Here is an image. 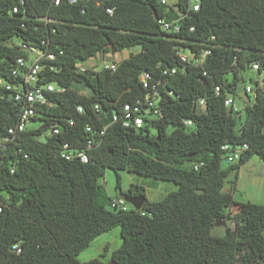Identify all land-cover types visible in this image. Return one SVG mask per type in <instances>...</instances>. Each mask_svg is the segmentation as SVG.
I'll list each match as a JSON object with an SVG mask.
<instances>
[{"label": "trees", "instance_id": "1", "mask_svg": "<svg viewBox=\"0 0 264 264\" xmlns=\"http://www.w3.org/2000/svg\"><path fill=\"white\" fill-rule=\"evenodd\" d=\"M194 5L0 0V79L22 82L13 73L20 58L28 60L26 46L44 55L38 85L64 89L45 93L48 104H36L31 119L36 126L15 134L9 131L22 104L14 92L0 91V264H107L78 257L117 228L121 246L110 257L116 264H264V205L241 203L230 213L241 166L253 156L264 161V0H199L196 11ZM163 23L179 31H164ZM133 48L140 51L115 72L77 68ZM181 51L208 54L193 64ZM253 71L262 83L248 77ZM247 81L258 85L253 100ZM228 97L241 102L239 113L225 106ZM147 99L156 101L157 117L146 115ZM201 99L205 110L198 112ZM139 104L133 115H142L144 126L126 127L125 106ZM225 145L247 149L229 165ZM80 151L87 164L63 157ZM107 170L115 172L118 191L121 171L177 189L158 202L147 199L140 211L119 210L113 203L121 197L110 198L101 184ZM124 193L147 198L139 185ZM222 222L224 235H213Z\"/></svg>", "mask_w": 264, "mask_h": 264}, {"label": "built area", "instance_id": "2", "mask_svg": "<svg viewBox=\"0 0 264 264\" xmlns=\"http://www.w3.org/2000/svg\"><path fill=\"white\" fill-rule=\"evenodd\" d=\"M162 2L165 4L167 0H162ZM198 2L199 0H195V5L193 6V9L196 11L198 10ZM109 14H112V10L108 11ZM163 30L167 31L169 33L171 32H177L179 31L178 26H174L170 23H163ZM23 50L28 54V60H25L24 58H20L18 60V69L14 71L13 75L15 77H19L21 79V83L17 85V87L6 83L4 80L0 79V91L6 90L9 92H14L15 101L22 104L21 111H20V119L19 124L16 129H11L9 132L11 134H15L17 131H25L29 125L31 124V119L35 116L36 111V104L41 105H47L48 99L45 96V93L49 92H63V88H59L54 84H48V85H38V82L42 81V78L40 77L42 75L43 68L40 64L42 58H44V55L42 52L38 51L34 48H29L26 46H22ZM208 52H202L200 55V58H197L196 54H193L191 52L184 53L181 51L179 53L181 59L185 62L193 63V64H201L204 60V58L207 56ZM120 53L117 54H106L101 55L98 54L96 57L90 58L85 63L77 64V68L79 72L84 73L87 71L98 73L100 71H112L115 72L121 61L118 60L117 56H119ZM49 58L52 60L53 56H49ZM258 66H254V70H257ZM174 72V71H173ZM167 74V72H164ZM147 77L144 76L143 80ZM263 79V78H262ZM259 82V81H258ZM260 83V82H259ZM262 83V81H261ZM258 86V85H257ZM255 86H248L246 88V93L252 96V98L255 97ZM217 91H219V88H217ZM146 105L148 108H146V115L153 117H157L160 112L157 107V103L155 100L147 99ZM225 106L231 110H233L235 113H239L241 111V102H237L232 97H228L225 100ZM95 109L97 111L100 110L99 105H95ZM140 110V104L136 105L134 107H131L130 105L125 106V112H126V121L125 126L131 127L133 126L136 129H141L144 126V120L142 115H133L135 113H138ZM196 110L198 112H203L205 110V100L201 99L196 102ZM79 113H83V108H78ZM186 126H192L191 121L185 122ZM90 131V128H88ZM54 133L57 134L58 130H54ZM247 149V146L244 147H238L236 149L232 148L230 145H225L223 147V151L225 152V162L229 165H234L239 162L241 155L243 152ZM63 157H65L67 160H70L72 158H78L81 163L87 164L88 163V155L84 151L72 153V154H64ZM113 207L119 210L127 211L129 209L127 203L121 198L119 200L114 201ZM240 211V208L238 207V211ZM234 213L232 215L237 214Z\"/></svg>", "mask_w": 264, "mask_h": 264}, {"label": "rangeland", "instance_id": "3", "mask_svg": "<svg viewBox=\"0 0 264 264\" xmlns=\"http://www.w3.org/2000/svg\"><path fill=\"white\" fill-rule=\"evenodd\" d=\"M16 42V41H15ZM140 51V48H133L124 51L123 55L120 56V60L123 58H129L132 54H136ZM248 77H252L255 81H262V76H259L255 71L250 72ZM250 86V82L244 85ZM86 94V92H81ZM239 93L241 94L243 101L246 103L249 101L244 94L243 88H240ZM253 100V98H251ZM242 109V107H241ZM30 126H36L30 125ZM223 168H227L226 163H223ZM121 177V191L126 192L132 185L143 186L146 189L147 197L151 202H158L162 200L167 194L176 191V186L173 183L155 180L147 178L137 174L130 173L128 171L119 172ZM234 174H231L225 183V190L230 189V182L234 180ZM101 184L104 186L108 196L112 199L118 198L119 191L117 190V178L116 174L112 170H107L104 179L101 180ZM236 204L230 210L231 214L238 211V207L241 203L251 202L254 204L264 205V161L260 160L258 156H253L252 159L241 166L238 175V182L236 191L234 194ZM128 207L130 205L128 204ZM238 213V212H237ZM229 225L233 227V223L229 221ZM225 233V226L216 227L212 231L213 235L222 236ZM121 246L120 229L117 228L101 237L95 239L90 246L84 250L78 260L80 263H87L94 259L100 258L102 255H106L104 261L107 264L110 262L112 253ZM108 248V249H107Z\"/></svg>", "mask_w": 264, "mask_h": 264}, {"label": "water", "instance_id": "4", "mask_svg": "<svg viewBox=\"0 0 264 264\" xmlns=\"http://www.w3.org/2000/svg\"><path fill=\"white\" fill-rule=\"evenodd\" d=\"M154 18L156 21L158 20L157 14L155 12H154ZM109 48H111V46H109ZM118 196L123 198V200L127 204L131 205L136 211H140L147 201V198L130 197L127 193H124L122 191H119ZM225 225H226L225 222L216 224L217 227H223ZM108 264H116V263L114 261H110Z\"/></svg>", "mask_w": 264, "mask_h": 264}, {"label": "crops", "instance_id": "5", "mask_svg": "<svg viewBox=\"0 0 264 264\" xmlns=\"http://www.w3.org/2000/svg\"><path fill=\"white\" fill-rule=\"evenodd\" d=\"M123 53H124V52L120 53V55H119V56H117V58H118V60H119V61H122V60H120L119 58H120V56H121V55H123ZM124 59H126V58H123V60H124ZM146 196H148V195H147V192H146ZM147 199H148V197H147ZM148 200H149V199H148ZM107 249H108V248H107ZM104 255H105V254H104ZM105 256H106V255H105ZM101 257H102V256H101ZM101 257H100V258H98V259H101V260H103V261H104V259H105V258H101ZM106 257H108V256H106Z\"/></svg>", "mask_w": 264, "mask_h": 264}]
</instances>
